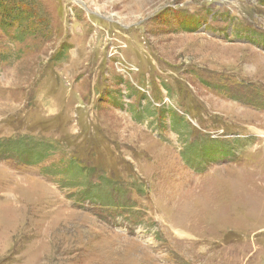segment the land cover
<instances>
[{"label": "rangeland", "instance_id": "1", "mask_svg": "<svg viewBox=\"0 0 264 264\" xmlns=\"http://www.w3.org/2000/svg\"><path fill=\"white\" fill-rule=\"evenodd\" d=\"M32 1L0 26V264H264V0Z\"/></svg>", "mask_w": 264, "mask_h": 264}, {"label": "trees", "instance_id": "2", "mask_svg": "<svg viewBox=\"0 0 264 264\" xmlns=\"http://www.w3.org/2000/svg\"><path fill=\"white\" fill-rule=\"evenodd\" d=\"M33 5L35 3L32 0H0V26L5 32L18 30L19 39L22 40L21 37L26 36L29 26L32 30L37 29L38 25L43 26L44 19L39 15L36 16ZM192 25L200 26L201 22L193 21ZM119 92L116 91L118 96H120Z\"/></svg>", "mask_w": 264, "mask_h": 264}]
</instances>
